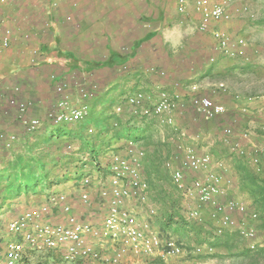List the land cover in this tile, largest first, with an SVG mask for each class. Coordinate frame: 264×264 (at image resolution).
I'll return each instance as SVG.
<instances>
[{"label": "crops", "instance_id": "crops-1", "mask_svg": "<svg viewBox=\"0 0 264 264\" xmlns=\"http://www.w3.org/2000/svg\"><path fill=\"white\" fill-rule=\"evenodd\" d=\"M186 2V12L179 13L180 0H0V16L17 33L11 39L9 52L2 54L0 68H4L8 77L9 74L18 76L19 81L30 84L26 90L34 85L41 91L38 108L48 106L50 99L46 95L50 91L47 79H37V75L53 69L99 73L97 83L93 84L96 85L92 89L94 97L86 102L88 117L100 122V129L117 122L115 129L120 140L112 151L122 152L127 144L144 149L143 171L151 195L155 192L153 188L161 183V178L153 174L159 160L180 161V145H191L199 154H209L213 163L225 165L223 175L233 184L231 196L251 208L250 197L241 190L242 177L250 173L264 179V157L256 171L247 160L230 152L223 142V131L231 128L234 132L231 141L247 150L254 145L264 146V133L260 131L264 126V0H232L228 7L231 20L216 27L228 37V49L234 53L233 57L217 49V42L209 31L201 33L196 29L199 16L193 11L191 0ZM15 38L37 44L31 46L30 52L34 64L26 58L20 64L26 66L24 69L15 66L18 65L15 55L20 56L15 53L19 52ZM98 40L103 41L102 60L91 56L101 52ZM77 53L85 56L78 58ZM150 67L165 71L167 76L159 78L148 73ZM219 84L224 85V91L217 90ZM86 86L91 92L89 85ZM138 90L149 95L159 90L177 94L185 101L186 110L174 112V126H165L164 130L155 119L112 116V108ZM195 96L222 104L225 114L212 121L203 120L189 106ZM75 97L68 95V100L74 102ZM242 110L247 113L242 114ZM32 111L36 113L35 105ZM243 131H251L255 136L242 140L239 135ZM181 132L185 136L178 139ZM111 149L112 146L101 147L106 150L105 156ZM99 170L90 167L87 174L98 177L103 174ZM65 180L40 191L38 188H42L37 186L27 192L32 197L27 202L13 205H4V202L3 206L22 212L49 193L68 192L72 180L68 177ZM259 234L258 240L263 246L264 232Z\"/></svg>", "mask_w": 264, "mask_h": 264}, {"label": "built area", "instance_id": "built-area-1", "mask_svg": "<svg viewBox=\"0 0 264 264\" xmlns=\"http://www.w3.org/2000/svg\"><path fill=\"white\" fill-rule=\"evenodd\" d=\"M231 3L232 0H191L193 11L199 16L196 29L201 33L209 31L217 42V49L233 57L234 53L228 49V37L216 28L231 20L228 12ZM186 7V0H180L178 12L185 13ZM11 39L12 31L0 16V51L9 49ZM147 71L159 78L166 77L165 71L160 69L152 67ZM50 79L56 99L44 120L53 127L68 126V129L83 124L89 116L86 102L91 92L75 85L72 88L77 100L69 101L68 85L57 81L54 75ZM217 90L224 91V85L219 84ZM189 106L205 121L226 112L222 104L203 96L191 98ZM30 107V102L24 103L18 109V119L27 132L33 133L42 126V121L28 116ZM185 110L186 103L177 94L159 90L149 95L138 90L115 105L112 116L155 119L162 126H174L173 113ZM242 111V114L247 113ZM112 124L117 128L116 121ZM85 131L88 136L95 134L92 127ZM260 131L264 133V126ZM184 136L181 132L178 139ZM233 136L231 128L223 131V142L230 152L247 160L258 171L264 146L254 145L247 150L231 141ZM239 136L247 141L255 134L243 131ZM15 142L14 135L0 132V151H11ZM182 146L181 160H166L163 167L175 190L191 204L185 221L206 231L207 238L203 244L194 246L195 251L200 253L205 249L207 254H212L215 240L231 235L242 242V250L253 252L262 247L257 230L259 213L231 196L233 184L223 175L225 165L213 163L209 154H199L191 145ZM75 149L73 145L66 146L67 152ZM144 158V149L137 145L127 144L122 152L110 151L100 167L101 176L86 173L72 176L68 192L49 193L39 203L11 218L5 226L7 238L0 243V264H20L29 253L45 251L56 255L57 264H173L171 261L183 256L185 250L177 239L161 235L154 227L157 213L150 204Z\"/></svg>", "mask_w": 264, "mask_h": 264}, {"label": "rangeland", "instance_id": "rangeland-1", "mask_svg": "<svg viewBox=\"0 0 264 264\" xmlns=\"http://www.w3.org/2000/svg\"><path fill=\"white\" fill-rule=\"evenodd\" d=\"M2 11L4 13H7L3 7ZM12 23L15 26L19 25V23L17 22ZM34 23L37 22L35 21ZM18 28H20V26H18ZM25 32L26 31H24L23 33ZM14 33L15 35L17 34L15 31H12V40ZM15 39L17 40L16 49H19V52L15 53L20 54V56L15 55V63L18 64L15 66L24 69L26 66H21L20 64H22V61L26 58L27 62L34 64L33 62H31L30 52L32 50L31 46H37V44L33 42L31 44L29 41L27 43L26 40L22 38H20V40L17 38ZM102 42L103 41L98 40V47L100 49L99 51L101 52L91 55L99 60H102L105 56V54L102 53ZM4 52L8 53L9 49L0 51V59ZM76 56L78 58H82L85 55H83L82 53H77ZM115 56L116 55L112 56L111 58L113 59L115 58ZM31 67L33 66H30V68ZM3 69L4 68H0V132L10 133L14 135L16 137V142L13 145V149L11 151H0V242L4 241L7 238L5 232L6 224L11 218L18 216L20 212L19 209L15 210L9 207H4V202V205H13L21 203L22 201L27 202L32 199V197L30 198V194L27 195V193L23 191L15 193L16 184H13L10 190H8L7 182H12L14 178L8 177L6 175L11 172L12 164L15 163L16 157L18 155L21 157L20 160L23 171L25 170L28 159L38 158L40 163H48V166L46 165L45 170H43L42 167L38 164L37 160L32 168V171H30L33 174V177L31 178V180H28L29 182L26 185L33 186L36 182L37 185H40L38 187L42 188H38L39 191L44 190L47 186L48 181L47 177L45 176V171H47V168L50 169V174L48 178L52 179V177L50 176L57 175L62 170V167L58 166L60 160L63 159L64 161L66 159L63 156L64 151H66V147L63 148L61 145H59L58 150L56 148V145H54L53 143L48 145L45 144V138L47 137V133L49 132V130L55 129L52 125H50V123L44 120L46 111L56 99V94L53 89V84L51 82L50 77L52 75L56 76L57 81L61 80V82L68 85L69 89L66 91V94L72 95L73 97H77L75 91L72 88L73 86L82 84L81 86L86 88L84 86L85 83H97V76L100 75L99 73L94 72L86 73L77 70L67 72L63 70L58 71L54 69L48 71L47 73H42V75H37V79H47V86L49 87L48 91H50V93L47 92L48 95H46V99H50L48 106L38 108V105L36 104L39 101L38 96L40 95L39 92L41 91L37 90L34 85L29 89V91L26 90L27 87H30L29 83V86L26 85L25 82L22 83V81H19L18 76L14 77L9 74L8 77ZM29 72L30 71H28V73ZM15 88L18 89L17 92L14 91ZM92 97H94V95ZM27 101L32 104L31 108H29L28 116L38 118L42 121V126L33 133L27 132L26 129L21 126L20 121L18 119V109ZM90 102L91 101H89V103ZM34 105L36 107V113L32 114ZM99 123L100 122L98 121L90 120V118L88 117V119L83 123V125L85 129L88 127H92L95 129L96 132V130L101 127V124ZM67 127L68 126H60L56 128H59L62 130V132H65L68 129ZM160 128L161 130H164V128L166 127L161 125ZM70 144L73 146H78L76 142ZM166 160L167 159L161 158L159 160L158 166L153 168V174H156L161 178V183L157 184L153 188L155 192H153L151 195L150 204L157 213L156 217H154V227L156 228V230L161 235H170L173 238L177 239L179 243L183 244L185 250L183 256L174 259L171 262L173 264H264V259L262 258L256 259L242 257L240 255L242 253V242L236 236L229 238V240H227L228 238H221L215 240V242L213 243L214 250L212 254H207V251L205 249H202L200 253L195 251L194 246H199L203 244V242L207 238L206 231L202 227L195 226L191 223L188 224L185 221L187 208L191 206V204L190 202L186 201L183 197H181L171 184L170 175L168 171H166L163 167V163ZM52 162H56L58 164L53 167L51 165ZM100 162L102 163V165L105 164V161L103 162L102 157ZM102 165H100V167ZM70 169L75 170V168H73L72 166L70 167ZM7 179L9 180L7 181ZM24 181L25 179L22 180V184H25ZM58 184H51V186H56ZM51 186L49 185L47 188H51ZM242 188L243 187H241V190L244 191L242 193L246 194L245 189ZM262 220L264 221V218ZM199 228L202 230H200ZM258 235L260 234L258 233ZM37 255H43V252ZM53 255L56 256L55 254ZM33 260H38L42 264H47V262L43 261L44 259L40 257H35V259Z\"/></svg>", "mask_w": 264, "mask_h": 264}, {"label": "trees", "instance_id": "trees-1", "mask_svg": "<svg viewBox=\"0 0 264 264\" xmlns=\"http://www.w3.org/2000/svg\"><path fill=\"white\" fill-rule=\"evenodd\" d=\"M93 84L95 83H85L84 85V86L89 85L91 94H92V89H94V87L96 86ZM117 134H118L117 129H115L113 125L111 126V124H106V127L103 129L98 128L93 136L86 135V131L83 124L77 125L73 128H69L65 132H62V130L59 128L49 130V132L47 133V137L45 138L46 145L53 143L54 145H56V148L58 150H59L58 148L59 145H61L64 148L67 145H71L70 143L76 142L78 146H75L76 147L75 150L64 153L63 156L64 158H66L64 161L62 159L60 160L59 164L56 162L51 163L53 167H55L57 164L58 166L62 167V170L59 172V174L50 176L52 177V179L48 178L50 174V169L47 168V171H45V176L47 177V181H48L47 186L49 185L51 186V184H58V183L60 184L63 181H66L65 179L67 177L71 178L72 176L75 175L80 176L84 173L87 174L89 170V166L94 167V169L98 168L99 170L100 167L99 160L101 159V157L103 159V157L105 156L104 153L106 154V150L105 151L101 150V147L105 146V148H107L109 146H112V149L110 151L114 150V148L116 147L114 145L118 140H120V137ZM98 145H100L99 148L97 147ZM20 159L21 157L18 155L15 159L16 160L15 163L12 164L11 172H9L8 175H6L8 177L14 178L12 182H9L8 181L9 179H7L8 181L7 187L8 190H10L11 186L13 184H16L15 193H19L21 191L25 193L31 192L37 186H40L37 185L36 182L33 186L26 185L29 182L28 180H31V178L33 177L32 176L33 174L30 171H32L35 162L38 160V164L42 167L43 170H45L46 165L48 166V163H40L38 158L28 159L25 170L23 171ZM71 166L75 168V170H71L70 169ZM86 168L88 169L87 171H85ZM23 179H25L24 181L25 184H22ZM242 182H243V188L245 189V193L251 199V206L255 208V210H257L259 213V221L257 224L258 233L264 232V221L262 220L264 218V179L263 178L260 179L257 176H254L250 173H246L242 177ZM231 237L234 236L233 235L226 236L225 238L226 239L228 238L227 240H229V238ZM41 253H35V252L29 253L28 256L21 261L20 264H42L40 263V261H38L39 259L34 261L33 259H35V257L38 258L40 257L44 259L43 261H46L47 264L48 263L57 264V258L53 256L49 251L43 252V255H37ZM240 255L245 258L249 257L256 259H261V258L264 259V245L262 247L257 248L253 252L242 250V253Z\"/></svg>", "mask_w": 264, "mask_h": 264}]
</instances>
